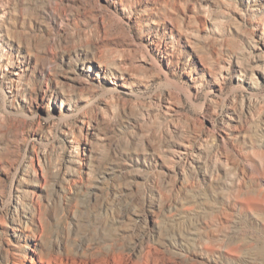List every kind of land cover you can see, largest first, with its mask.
<instances>
[{"label":"rangeland","instance_id":"374dc122","mask_svg":"<svg viewBox=\"0 0 264 264\" xmlns=\"http://www.w3.org/2000/svg\"><path fill=\"white\" fill-rule=\"evenodd\" d=\"M6 6L0 264H264V0Z\"/></svg>","mask_w":264,"mask_h":264},{"label":"bare ground","instance_id":"6f19581e","mask_svg":"<svg viewBox=\"0 0 264 264\" xmlns=\"http://www.w3.org/2000/svg\"><path fill=\"white\" fill-rule=\"evenodd\" d=\"M8 14H9V11H8L7 6L0 8V75L11 74V75H13L12 81L17 82V81L21 80L23 77V69L19 65H16V62L13 61V55H14V54H12L13 45L11 44L10 41H6L4 39V34H3L2 29H1L2 26L4 25V22L7 19ZM18 53H19V51H18ZM15 58L18 59L17 61H19V59H20V57H18V55H15ZM173 152L176 154L177 157L181 153H183L182 147L180 146L179 143L176 142V144L174 145ZM48 256L49 255L47 253H44L43 251L38 250L37 258H36L37 263H39V264H79V262H52ZM32 263L34 264V262H32ZM80 263H82V262H80Z\"/></svg>","mask_w":264,"mask_h":264}]
</instances>
